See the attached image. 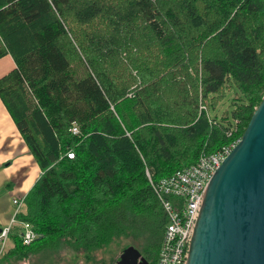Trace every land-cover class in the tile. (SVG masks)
Returning <instances> with one entry per match:
<instances>
[{
	"label": "trees",
	"instance_id": "16d2710c",
	"mask_svg": "<svg viewBox=\"0 0 264 264\" xmlns=\"http://www.w3.org/2000/svg\"><path fill=\"white\" fill-rule=\"evenodd\" d=\"M9 54L0 98L42 173L17 217L39 236L12 228L0 260L62 239L97 249L150 213L159 249L146 170L160 180L241 139L264 98V0H0Z\"/></svg>",
	"mask_w": 264,
	"mask_h": 264
},
{
	"label": "water",
	"instance_id": "95a60500",
	"mask_svg": "<svg viewBox=\"0 0 264 264\" xmlns=\"http://www.w3.org/2000/svg\"><path fill=\"white\" fill-rule=\"evenodd\" d=\"M140 256L130 246L117 264ZM187 264H264V98L209 181Z\"/></svg>",
	"mask_w": 264,
	"mask_h": 264
},
{
	"label": "built area",
	"instance_id": "2783aa9c",
	"mask_svg": "<svg viewBox=\"0 0 264 264\" xmlns=\"http://www.w3.org/2000/svg\"><path fill=\"white\" fill-rule=\"evenodd\" d=\"M202 108L206 109L205 106ZM71 132L79 134L78 126H73ZM239 141L218 152L201 154L194 164L160 180H154L150 171L146 170L152 191L166 219L156 264H187L190 244L209 181ZM67 156L73 158L74 154L68 152ZM25 197L13 200L16 205L15 214L11 223L0 231V257L9 246L14 224H18L24 245L32 244L39 236L29 222L17 218L24 206Z\"/></svg>",
	"mask_w": 264,
	"mask_h": 264
},
{
	"label": "rangeland",
	"instance_id": "374dc122",
	"mask_svg": "<svg viewBox=\"0 0 264 264\" xmlns=\"http://www.w3.org/2000/svg\"><path fill=\"white\" fill-rule=\"evenodd\" d=\"M136 86H138V84L135 85V87ZM235 96L232 94V97ZM231 108H233V105L231 97H229L216 110L212 111L211 114L213 116L218 117H221L222 115L226 116L227 113L231 111ZM236 141L237 140H235L234 142ZM14 185L15 182H13L11 187H13ZM17 197L19 196H16V199H18ZM15 211L16 205L13 203V201L9 202L5 198L0 199V228H5L8 225L7 223L12 219L15 214ZM161 211L159 210V213ZM155 215L156 214L154 213H150L140 226L138 225L136 219L132 221V223L125 221L122 225H120L121 227L119 229V234H115L108 244L101 245L97 249H91L90 251H87L84 255L83 253L85 251H77L76 248L78 247V245L75 244L73 240L70 241L67 239H62L60 241H56L55 244H53L52 246L38 244V247L36 249L38 258L37 261L43 262L45 260V262H55L60 259V256H63L64 261H62V263L64 264H110L111 261H114L115 259L119 258L120 254L123 252L124 249L130 246H134L136 248L145 247L143 242L144 239L142 238L148 237L150 229L153 228L154 221L158 217V215ZM142 225L143 227H141ZM13 228L17 229L18 224H14ZM10 245L11 243L9 244L8 248L10 247ZM149 246L150 248H147L146 250L147 257L149 258V260L153 261V259L157 258L159 249L152 245ZM8 248L6 250H8ZM14 260L15 259L11 261L13 264H15ZM9 262L10 260L8 258H3L0 260L1 264H8ZM26 263H28V261Z\"/></svg>",
	"mask_w": 264,
	"mask_h": 264
},
{
	"label": "crops",
	"instance_id": "0c3cea01",
	"mask_svg": "<svg viewBox=\"0 0 264 264\" xmlns=\"http://www.w3.org/2000/svg\"><path fill=\"white\" fill-rule=\"evenodd\" d=\"M15 68L16 63L10 54L2 57L0 79ZM41 173L34 155L0 98V199L12 202L16 196H26ZM13 182L15 185L11 187Z\"/></svg>",
	"mask_w": 264,
	"mask_h": 264
},
{
	"label": "flooded vegetation",
	"instance_id": "af4514ba",
	"mask_svg": "<svg viewBox=\"0 0 264 264\" xmlns=\"http://www.w3.org/2000/svg\"><path fill=\"white\" fill-rule=\"evenodd\" d=\"M142 239H144V246L145 247H139V248H136L139 252H140V254H141V256L138 258V260H137V264H143L144 262H143V259H145V260H147L148 261V263L149 264H151V262H150V260H149V258L147 257V248H150V246L149 245H151L149 242H148V240H147V238H142ZM47 246H52V244H48ZM36 249H37V247H36ZM36 249L32 252V253H30L29 254V256L28 257H26L25 259H23V260H20V259H17V258H14L15 260H14V263L15 264H36V263H38V264H64V263H62V261H64L63 260V256L61 257L60 256V259L58 260V261H55V262H51V261H46L45 262V260L43 261V262H38L37 261V252H36ZM125 250V249H124ZM123 250V251H124ZM123 253V252H122ZM121 253V254H122ZM84 254H86V252H84L83 253V255ZM121 254H120V256H121ZM120 256H119V258H117V259H115L114 261H111L110 262V264H117L118 262H119V259H120ZM9 260H10V262L8 263V264H13L11 261L13 260V259H11V258H8ZM24 261H28V263H26V262H24ZM22 262H24V263H22ZM49 262H51V263H49ZM99 264H106V263H99ZM131 264V263H130Z\"/></svg>",
	"mask_w": 264,
	"mask_h": 264
}]
</instances>
